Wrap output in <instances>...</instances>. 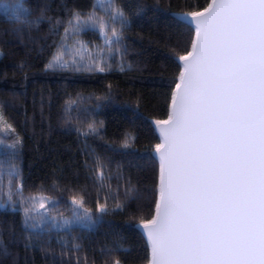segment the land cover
Returning a JSON list of instances; mask_svg holds the SVG:
<instances>
[{"label": "trees", "instance_id": "trees-1", "mask_svg": "<svg viewBox=\"0 0 264 264\" xmlns=\"http://www.w3.org/2000/svg\"><path fill=\"white\" fill-rule=\"evenodd\" d=\"M210 2L0 0V114L12 129L0 141L14 145L0 147V264H148L137 226L152 219L159 196L153 123L169 117L178 60L194 39L177 17ZM16 3L30 10L29 20L42 8L44 18L18 24L3 10ZM113 12L123 15L113 20ZM100 20L105 38L113 28L119 35L109 47ZM81 45L94 55L73 62ZM99 62L106 71L84 70ZM80 195L91 227H25L22 201L44 196L50 213H64ZM101 204L107 211H97Z\"/></svg>", "mask_w": 264, "mask_h": 264}, {"label": "snow or ice", "instance_id": "snow-or-ice-1", "mask_svg": "<svg viewBox=\"0 0 264 264\" xmlns=\"http://www.w3.org/2000/svg\"><path fill=\"white\" fill-rule=\"evenodd\" d=\"M3 10L22 26L44 18L42 8L36 20H29L30 10L21 3L4 4ZM122 15L117 12L112 19ZM189 15L196 37L192 51L179 58L180 82L167 127L161 129L163 150L156 146V213L143 225L149 264H264V0H212L204 12L182 19ZM98 23L106 36L104 21ZM112 38L119 41L116 30L106 42L112 44ZM76 54L83 59L80 49ZM84 70L107 68L99 62ZM11 130L0 114V136ZM96 179L103 181V173ZM28 200L25 227L36 228L37 223H28L34 219L29 213L37 211L38 203L46 212L45 205L53 201L44 196ZM71 204V222L91 219L87 210L77 211L84 206L82 195ZM97 211L107 208L101 204ZM40 222H48L43 214ZM52 223L65 227L70 221Z\"/></svg>", "mask_w": 264, "mask_h": 264}, {"label": "rangeland", "instance_id": "rangeland-1", "mask_svg": "<svg viewBox=\"0 0 264 264\" xmlns=\"http://www.w3.org/2000/svg\"><path fill=\"white\" fill-rule=\"evenodd\" d=\"M96 1H97V4L100 5V6L106 5L107 2H108V0H96ZM0 6H1V4H0ZM112 14L114 15L115 12H113ZM89 20H91V19H89ZM94 22H95V21H93L92 23L95 24ZM113 30H114V28L112 29V31H113ZM100 36H101V38L104 40V42H105V46L109 47L110 44H108V43L106 42L107 38L104 37V34H103L102 32H100ZM111 36H112V35H111ZM112 39H113V38H112ZM76 49H77V47L75 46V47H74V50H75V51H73V53H75L74 56H73V62H77V60H78V58H79V57L77 58V55H78V54H76ZM78 49H80V51L82 52V54H83V58L86 57V55H90V54H93V55H94V53H93L92 51H88L87 48L84 47V46H83L82 49H81V46H79ZM98 55L101 56V53L98 54ZM78 56H80V55H78ZM80 57H81V56H80ZM80 60H81V59H79V65L81 64V63H80ZM82 60H83V59H82ZM7 133H9V132H7V131L4 132V134H7ZM3 145H5L4 148H9V145L3 144V142L0 141V147H3ZM6 146H7V147H6ZM22 202L25 203V204H24L25 206H28V207L31 206L30 201H28V202H29L28 205H27V202H25V201H22ZM38 205H39V203H38L37 206H36L37 211L34 212V213H35V215H34L35 218H34V219H36L35 222L38 224V227H39V226L42 227L43 225H49V227L53 228L54 230H63V229L69 228V227H75V226H79V227H91V226L93 225V222L91 221V219H90V220H87V219H86L84 223L71 222V221H72V217H73V213H72V208H73V206H71V207H70L68 210H66L64 213H62V212H54V213H50V212H49V209H48V205H50V204H46V205H45V208H47V211H46V212L44 211V209H41ZM77 211H79L81 214H84V213H85V212H83L82 208L77 209ZM41 214L44 215V217H45L46 220L48 221L47 223H42V222H40V216H41ZM38 216H39V217H38ZM87 216L90 217V215H88V214H87ZM90 218H91V217H90ZM53 219H55V223H56V225H60V224H62L64 220H68V221H70V223H69L67 226H65V227L53 226V223H52ZM85 224H87L88 226H85Z\"/></svg>", "mask_w": 264, "mask_h": 264}, {"label": "water", "instance_id": "water-1", "mask_svg": "<svg viewBox=\"0 0 264 264\" xmlns=\"http://www.w3.org/2000/svg\"><path fill=\"white\" fill-rule=\"evenodd\" d=\"M211 4H212V0H211L210 4L208 5V7H209ZM208 7H207V8H208ZM202 12H204V10L201 11L200 13H202ZM186 15H188V14H186ZM182 16H183V15H180V16H178L177 18H178L180 21L186 23L187 25H189V26H191V27L193 28V30H194V39H195V37H196L195 25L189 23V20L191 19L190 15L188 16V19H182ZM191 51H192V48H191L190 52H191ZM187 55H188V54H187ZM187 55H186V56H187ZM178 62H179V64H180V66H181V71H182L183 62L180 61V59L178 60ZM179 82H180V80H178V83H179ZM178 83H177V84H178ZM176 86H177V85H176ZM176 91H177V87H175V89H174V93H175ZM174 93H173V95H174ZM172 109H173V97H172V100H171V103H170L169 114H170V112L172 111ZM168 120H169V117H168L166 120H164V121H157V122H160V123H157V122H154V123H153L154 128H155V131H156V133H157V135L159 136V139H160V144H159V145H161V151L163 150V138H162V135H161V129H164V128L167 127V124L164 123V122H166V121H168ZM154 156H155V158H156V160H157V162H158V165H159V175H160V154H159V152H157V148H156V150H155V152H154ZM158 185H159V179H158ZM158 198H159V196H158ZM155 213H156V209H155ZM154 215H155V214H154ZM143 225H144V223L141 224V225H138L137 228H138V230L140 231V233L142 234V236L144 237V239L146 240V242H147V244H148V247H149V253H150V255H149V259H150V256H151V248H150L149 243H148L147 235H146V233H145L144 230H143ZM148 264H149V262H148Z\"/></svg>", "mask_w": 264, "mask_h": 264}]
</instances>
